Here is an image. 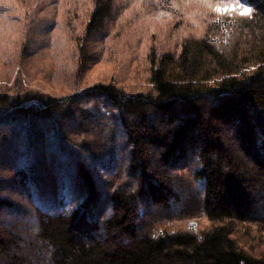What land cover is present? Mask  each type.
Segmentation results:
<instances>
[{"label": "trees", "instance_id": "obj_1", "mask_svg": "<svg viewBox=\"0 0 264 264\" xmlns=\"http://www.w3.org/2000/svg\"><path fill=\"white\" fill-rule=\"evenodd\" d=\"M115 1L92 0L88 32L107 27ZM241 1L247 14L214 13L178 54L153 50L148 93L100 83L60 99L0 97V165L16 172H0V189L36 203L29 224L0 213V264H264V238L247 242L264 236V0ZM91 100L117 111L130 146L127 175L108 195L62 131L117 129L80 104ZM83 142L93 153L97 143ZM192 156L205 193L184 189L186 198L173 171ZM20 206L0 192V211ZM197 213L209 221L190 227Z\"/></svg>", "mask_w": 264, "mask_h": 264}, {"label": "rangeland", "instance_id": "obj_2", "mask_svg": "<svg viewBox=\"0 0 264 264\" xmlns=\"http://www.w3.org/2000/svg\"><path fill=\"white\" fill-rule=\"evenodd\" d=\"M92 9V0H0V97H9L8 102L17 97L27 101L60 99L100 83L117 86L127 94L148 93L154 87L150 80L153 50L178 54L186 37L203 35L214 13L251 10L241 0H116L107 27L88 32L87 21ZM70 100L66 103H71ZM80 104L93 118L103 120L104 116V120L117 123L115 131L112 128L100 131L98 126L95 131L96 126L91 125L93 131L87 136L73 124L62 128L65 140L76 147L77 157L85 160L98 187L108 195L114 184L127 175L130 146L118 123L119 116H114L117 111L113 113L104 103L95 100ZM15 127L11 125L9 130L4 126V134ZM103 139H108L104 140L108 143L101 147L98 143ZM83 140L97 143L94 155L108 163L102 165L106 161L88 152ZM5 141L0 140L2 144ZM7 165H0V172L13 176L14 164ZM198 167L197 157L192 156L185 166L173 171L182 197H188L191 191L204 195V182L195 176ZM42 169L50 171V165ZM10 187L0 192L16 198L22 210L18 213L3 209L0 213L6 216L7 223L29 224L35 220L36 203L20 189ZM71 191L67 189L62 195L69 198ZM187 219L193 228L209 221L204 213ZM263 238L258 235L247 242Z\"/></svg>", "mask_w": 264, "mask_h": 264}, {"label": "snow or ice", "instance_id": "obj_3", "mask_svg": "<svg viewBox=\"0 0 264 264\" xmlns=\"http://www.w3.org/2000/svg\"><path fill=\"white\" fill-rule=\"evenodd\" d=\"M248 11H250L249 9H245V14H247L248 13Z\"/></svg>", "mask_w": 264, "mask_h": 264}]
</instances>
